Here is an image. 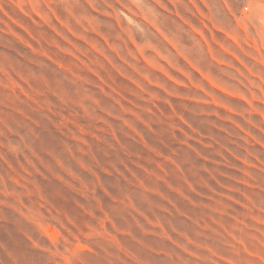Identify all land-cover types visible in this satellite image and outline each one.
<instances>
[{
	"label": "rangeland",
	"instance_id": "1",
	"mask_svg": "<svg viewBox=\"0 0 264 264\" xmlns=\"http://www.w3.org/2000/svg\"><path fill=\"white\" fill-rule=\"evenodd\" d=\"M263 19L0 0V264H264Z\"/></svg>",
	"mask_w": 264,
	"mask_h": 264
},
{
	"label": "built area",
	"instance_id": "2",
	"mask_svg": "<svg viewBox=\"0 0 264 264\" xmlns=\"http://www.w3.org/2000/svg\"><path fill=\"white\" fill-rule=\"evenodd\" d=\"M246 10L248 9V7L245 8Z\"/></svg>",
	"mask_w": 264,
	"mask_h": 264
},
{
	"label": "bare ground",
	"instance_id": "3",
	"mask_svg": "<svg viewBox=\"0 0 264 264\" xmlns=\"http://www.w3.org/2000/svg\"><path fill=\"white\" fill-rule=\"evenodd\" d=\"M262 21H263V23H264V19H263Z\"/></svg>",
	"mask_w": 264,
	"mask_h": 264
}]
</instances>
